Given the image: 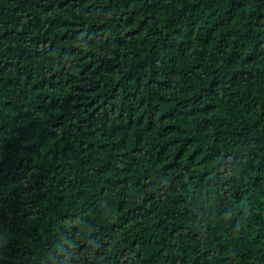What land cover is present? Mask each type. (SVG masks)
Segmentation results:
<instances>
[{
    "label": "trees",
    "instance_id": "obj_1",
    "mask_svg": "<svg viewBox=\"0 0 264 264\" xmlns=\"http://www.w3.org/2000/svg\"><path fill=\"white\" fill-rule=\"evenodd\" d=\"M0 264H264V0H0Z\"/></svg>",
    "mask_w": 264,
    "mask_h": 264
}]
</instances>
